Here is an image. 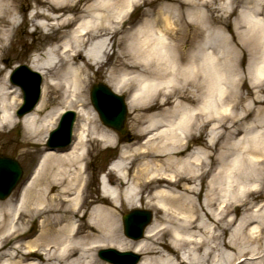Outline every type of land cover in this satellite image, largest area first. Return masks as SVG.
<instances>
[{"label":"bare ground","instance_id":"bare-ground-1","mask_svg":"<svg viewBox=\"0 0 264 264\" xmlns=\"http://www.w3.org/2000/svg\"><path fill=\"white\" fill-rule=\"evenodd\" d=\"M16 1L0 0L2 52L11 29L6 27L14 22ZM35 1L44 4L43 0ZM137 1L94 0L88 20L77 23L49 51L30 59L29 68L43 81L41 97L28 112L15 117L21 94L6 80L0 85V131L21 122L29 139L42 144L65 109H74L78 117L71 143L55 149L44 145L16 195L0 201V264H114L96 256L98 249L107 246L140 253L142 257L134 264H254L250 260L261 257L264 236L260 224L264 225V215L257 212L258 205L239 218L231 213L253 208L248 199L253 191L260 190L264 112L259 113L264 108L255 106L262 102L258 89L254 95L242 94L237 45L248 50L249 83L258 88L264 80V36L252 28L264 20V0L240 1L237 16L231 21L237 43L224 29L231 14L225 9L230 0L225 6L216 5L217 0H205L202 5L186 0L190 6L184 11L182 0L166 2L131 33L117 38L120 31L114 23H122ZM76 8L48 6L51 11L64 12ZM31 15V19H58L40 10ZM181 15L191 24L179 21L175 29ZM246 18L255 24L250 27ZM70 21L69 16L53 21L48 30H57ZM132 36L146 50L158 38L168 40L177 52V63L172 66L179 68L181 77L172 83V73L162 75L152 86L155 91L141 96L137 93L142 91L143 81L121 83L125 74L143 76L142 65L129 63L133 57L127 49ZM117 41L123 47L114 51L112 66L106 70L105 81L110 87L118 93L129 92L126 99L130 108L157 91L163 92L159 103H171L172 107L138 116L141 126L137 131L145 140L124 145L121 164L113 168L115 172L106 173L101 194L93 195L89 190L87 145L93 141L114 146L118 137L111 128L97 125L85 91L92 65L102 68L105 63L101 56L107 55L109 45ZM183 43L189 48L182 50ZM172 87L175 90L169 91ZM58 90L57 99L51 94ZM242 100L246 103L243 106ZM189 110L195 115L186 118ZM196 139H203V145L193 147ZM134 161L130 174L129 165ZM144 189L149 193L146 205L154 208L155 215H161L145 227L142 237L134 239L121 232L118 214L124 206H142ZM28 224L31 227L26 229ZM28 232L24 243L18 239L13 249L1 251L6 235L17 238ZM166 233L171 236L167 243L163 241Z\"/></svg>","mask_w":264,"mask_h":264},{"label":"rangeland","instance_id":"rangeland-1","mask_svg":"<svg viewBox=\"0 0 264 264\" xmlns=\"http://www.w3.org/2000/svg\"><path fill=\"white\" fill-rule=\"evenodd\" d=\"M44 4L36 3L35 0H17L16 3V11L13 14L14 22L12 26H8L6 28H10L8 31V38L3 41L4 44V51H0V85L3 83L4 80H6L10 85H15L10 81V73L12 70L17 66L21 64H25L28 66V62L32 57H34V53L40 54L46 46L52 45L54 43L59 44L69 33L70 31L79 23L81 20H88L91 17V11L90 5L94 3V0H43ZM176 3L177 0H139L136 2V4L133 5V9L126 13L124 15V19L122 23H114V26L120 31L116 37L128 35L132 32L133 28H135L140 22L145 20L146 18H150L154 15V13L158 10L160 6H163L166 2H173ZM205 0H195L199 5H202V2ZM240 1L241 0H230L229 5L227 8H225L228 12H231L230 16L228 17V26L224 27L225 32L227 34H233L234 41L237 43V37L234 35V29L232 26L231 21L233 18L237 16V13L240 8ZM178 2V1H177ZM182 7L181 9L184 11L187 7L190 6V4L186 0H182ZM223 4L224 6L227 5L228 1L226 0H217L216 5ZM231 4V5H230ZM55 5V6H70V5H76L77 8L75 10H69V11H62L60 9H55V11H51L48 9V6ZM205 7V6H204ZM40 10L45 13H51L52 15H55L58 19H46L45 17H34L31 19V14L36 11ZM109 12H113L112 9L108 10ZM262 12L264 14V5L262 7ZM61 13H64L61 15ZM61 16V17H59ZM71 17V21L68 25L61 27L57 30L53 28L49 29V26L52 25L53 21H59L65 17ZM179 21L184 22L186 24H191L184 18L183 15H181L180 19H176L177 26L179 27ZM39 24V25H38ZM38 27V30L35 31V28ZM242 29V28H241ZM123 47V44L121 41H117L115 44L111 46V49H107V55L101 56V59L104 61V65L102 68H100L98 65L93 64L92 69L89 72V79L86 86L85 91V100L90 103L89 99V91L90 87L94 82L102 81L106 83L108 86H110L106 81L105 78L108 75L107 74V68L112 66L113 63V53L114 51L119 48ZM238 47V60L240 63V68L242 69V82H243V88H242V94L244 96L247 95L248 92L256 93L255 90L258 89V94L260 95L261 101L258 104H255L256 107L264 108V80L261 82V84L258 86V88L251 87L249 83V78L247 74V64L249 60V54L246 47L241 45L240 43L237 45ZM180 48L182 50L188 49L189 44L183 43L181 44ZM112 54L110 55V53ZM103 70V71H101ZM24 71V70H23ZM23 77H26L28 79H31V77L23 72ZM35 79V77L33 76ZM43 81V78H42ZM42 85V82H41ZM18 88V92H20L21 98L19 99L18 103L16 104L14 108V115L15 117V111L17 108L22 104V91L21 88L16 85ZM187 88H190V86H186ZM175 87H172L169 91H174ZM61 90L57 92H53L52 96H59ZM126 96L129 94V92L126 90L124 92ZM163 95V92H155L152 93L150 96H148L144 102L140 103L139 105L130 108L128 106V113L126 118V127H127V134H119L116 131L118 140L115 146H103L102 144H99L97 142H89L87 145L88 148V159L86 162V165L88 167V176L91 178V182L89 184V190L92 192L93 195L101 194L99 190V183H100V170L101 169H107L108 163L114 159L119 157L121 151L124 149V145H127L128 143L133 144H139L142 143L145 140L144 136H141L137 129L141 126L140 122L137 123L138 116L139 117H146L148 115H151L153 113H161L164 110H167L171 108L172 104H160L161 96ZM41 97V93H40ZM40 99V98H39ZM58 99V97H57ZM60 99V98H59ZM245 103L244 100H242L241 105L243 106ZM56 104H51V106H55ZM128 105V103H127ZM92 106V105H91ZM93 108V107H92ZM264 111H260V115H263ZM96 113V112H95ZM255 114V113H254ZM250 115L251 117H254L255 115ZM96 117L98 118L97 114ZM249 118V117H248ZM247 118V119H248ZM78 119V118H77ZM76 119V122H77ZM56 125V124H55ZM97 125L102 128L104 124L100 121L98 118ZM75 127V125H74ZM49 132V131H48ZM74 133V128H73ZM47 134L45 136V139L42 144H36L32 139H29L28 134L26 133L25 127L21 122H15L13 126L7 127L4 130L0 131V154H5L7 156L13 157L16 159L20 165L23 168V175L21 178V182L28 176L29 171L31 167L34 165L35 160L40 155L41 148L45 145V141L47 138ZM192 142V141H191ZM204 140L202 139H196L193 141V147H198L203 145ZM135 163H130L129 166H131L130 174H132L133 169L135 168ZM260 169L258 170V183L260 184V190L253 191V195L249 197L248 202L249 205H255L253 208L246 210H240L237 209L236 212L234 211L231 213L234 217L239 218L240 216H244L246 214H250L258 205L257 212L262 213L264 215V163L260 164ZM102 178V176H101ZM19 187V186H18ZM18 187L11 193L10 196L16 195L18 191ZM148 190L144 189L142 192L140 203L142 206H139V208H144L152 211L153 218H159L161 215L159 212H156L151 205H146V197L148 195ZM135 208V207H133ZM131 208L123 207L120 210V213L118 214L119 218V224L121 228V232L123 233V227L121 222V217L123 213H126ZM87 211V209H86ZM85 211V213H86ZM264 225L260 224V228L263 231L264 236ZM31 227L30 224L26 226V229H29ZM29 234L25 233L21 237H15L13 234L6 235L1 240L2 249L1 251H6L7 249H13L12 246L15 244L16 240H20V242H25L29 238ZM124 234V233H123ZM125 235V234H124ZM227 232L223 234V237L226 238ZM171 239V236L166 233L163 236V241L166 243ZM101 249V248H100ZM99 250V249H98ZM97 250V252H98ZM96 252V256L97 255ZM259 255L261 257L254 258L250 260L251 262H255L254 264H264L262 260L264 261V251L259 252ZM263 258V259H262ZM101 259V258H100ZM3 260V259H2ZM260 261V262H259ZM253 264V263H252Z\"/></svg>","mask_w":264,"mask_h":264},{"label":"water","instance_id":"water-1","mask_svg":"<svg viewBox=\"0 0 264 264\" xmlns=\"http://www.w3.org/2000/svg\"><path fill=\"white\" fill-rule=\"evenodd\" d=\"M23 70L35 76L32 83L27 85L18 79V74ZM11 80L18 83L24 93V104L19 111V115H21L30 110L38 100L40 76L30 71L25 65H21L14 70ZM90 99L100 120L105 125L120 133L125 132L126 105L123 95L115 93L103 82H97L91 88ZM74 119V111H65L57 127L50 132L47 146L63 147L70 143ZM20 175L21 168L14 159L0 156V198H4L10 193ZM150 219L151 212L149 210L132 209L123 214L125 234L133 238L141 237L144 226ZM98 254L101 258L116 264H134L140 258L139 254L132 251H118L114 248L101 249Z\"/></svg>","mask_w":264,"mask_h":264},{"label":"snow or ice","instance_id":"snow-or-ice-1","mask_svg":"<svg viewBox=\"0 0 264 264\" xmlns=\"http://www.w3.org/2000/svg\"><path fill=\"white\" fill-rule=\"evenodd\" d=\"M246 23H249L252 27L255 22L251 18L245 19ZM147 28H145V31ZM253 32H259L264 36V20L260 21L259 24H256L252 28ZM127 52L130 54L132 59L129 60V63L136 65H142L143 76L134 77L130 75H123L120 80L121 83L126 82H140L142 83V91L137 93V96L143 95L145 92L155 91V88L152 87L156 84L157 80L162 75H167L172 73L173 77L170 79V82L174 83L176 79H179L182 75L179 68H174L172 65L177 63V52L172 44L164 38L156 39L154 46L150 50H146V46L138 43L135 36H132L129 40V47ZM144 77H148L147 80H144ZM192 78V77H189ZM161 87L163 85H160ZM195 113L192 111L187 112L188 117L194 116Z\"/></svg>","mask_w":264,"mask_h":264}]
</instances>
